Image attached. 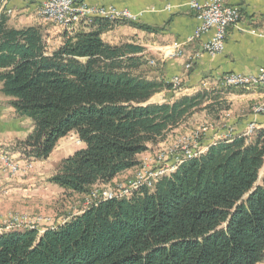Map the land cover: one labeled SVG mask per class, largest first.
Returning <instances> with one entry per match:
<instances>
[{"label": "trees", "instance_id": "obj_1", "mask_svg": "<svg viewBox=\"0 0 264 264\" xmlns=\"http://www.w3.org/2000/svg\"><path fill=\"white\" fill-rule=\"evenodd\" d=\"M119 25L163 30L91 17L77 30H64L62 45L50 50L44 27H15L6 11L0 13V93L18 117L32 122L31 133L6 151L46 161L61 139L75 134L84 147L48 179L63 201L113 186L117 176L141 166L139 155L175 130L200 116L218 124L231 110L229 101L204 87L180 94L183 83L175 90L165 62L139 40L105 41ZM165 92V101H152ZM263 262L264 128L219 140L152 187L102 200L54 229L15 227L0 234V264Z\"/></svg>", "mask_w": 264, "mask_h": 264}, {"label": "crops", "instance_id": "obj_2", "mask_svg": "<svg viewBox=\"0 0 264 264\" xmlns=\"http://www.w3.org/2000/svg\"><path fill=\"white\" fill-rule=\"evenodd\" d=\"M85 1L95 6L128 9L139 15L138 21L141 24L162 28L163 30L158 33H147L119 25L107 32L103 38L111 44L129 38L139 40L149 52L165 62L167 81H172L175 77L181 78L183 88L180 94H193L204 87L214 92L215 95L220 94L230 102L231 110L224 114L221 122L214 124L218 131H210L202 140L205 150L222 139L228 131L234 136L242 135L252 123L255 124L257 130L264 128V114L254 115L252 112L255 105L264 102V90L260 88L231 89L224 93L225 90L222 86V79L226 75L233 73L256 74L259 69L264 68V0H226L227 5L240 8L242 19L238 27L228 29L225 48L216 55H209L203 51V46L214 37V30L200 38L194 37L199 21L196 18V12L188 5L193 0ZM195 1L201 4L209 2V0ZM41 2L42 0H0V13L10 11L12 13L11 22L15 27L34 25L44 27L47 45L50 50H53L62 45L64 30L46 23L39 16ZM250 31L256 33L253 34ZM176 47L181 51V55L174 54ZM167 97L166 92L161 93L152 101L163 102ZM205 118L209 120L207 116ZM222 127H226L227 130H223ZM180 130H175L174 133ZM30 131L31 126L28 119L18 117L7 104V99L0 93V152L6 153L8 147L18 140H24ZM62 148L63 146H58L47 160H50L58 149L62 152ZM12 153L21 158L19 153ZM149 153L150 151L139 155V159H146L149 157ZM43 162H34L36 169L32 177L23 183L19 184V180L6 176L2 178L0 214L8 212L6 211L8 205H13L18 201L41 198V194H44L42 182L45 178L48 180L53 174L52 172L51 175L44 178L45 172L41 169ZM134 172L135 170H130L122 173L117 176L114 182L126 181ZM12 182L18 183L13 186ZM40 186H43V189H40ZM51 186L57 188L54 185ZM57 190L60 192L59 188ZM260 264H264V262Z\"/></svg>", "mask_w": 264, "mask_h": 264}, {"label": "built area", "instance_id": "obj_3", "mask_svg": "<svg viewBox=\"0 0 264 264\" xmlns=\"http://www.w3.org/2000/svg\"><path fill=\"white\" fill-rule=\"evenodd\" d=\"M189 7L196 12V18L199 21L198 27L195 30L194 37L200 38L202 35L214 30V37L211 41L203 46V51L209 55H216L221 53L225 48V41L228 29L231 27H238L242 19V13L239 7H232L227 5L226 0H209L208 3L201 4L195 0L191 1ZM91 13L99 17L100 14L118 15L121 20L138 21L139 15L131 12L128 9H118L113 6L103 7L88 4L85 0H42L39 10V16L49 24L54 25L62 30L73 31L77 30L80 25V14ZM7 14L11 16L9 11ZM255 34V31H250ZM262 36V35H261ZM175 55H181L178 47L174 51ZM182 80L180 77H175L171 84L175 90L180 89ZM222 83L230 84H255L256 87L264 90V68L259 69L256 74H229L222 79ZM256 113H264V104H259L256 108ZM255 126L253 123L249 128V133ZM202 134V132H195ZM199 137L187 135L182 137L169 152L164 154L162 158L155 159L154 166L146 164L144 171H140L134 180V183L126 187H120L117 190L97 191L92 192L86 201V205H94L106 198L117 199V195L122 194V191H129L130 186L136 183H144V186L152 187L156 178L159 177L161 171H168L177 166V162L188 155H197V150L202 149L200 142L197 140ZM34 161L24 160L19 162L9 158L6 153L0 156V174L10 173L16 176L20 173H28L34 166ZM14 221H5L6 228H15L26 226L21 223L19 219ZM38 219L35 226L39 229L38 225L47 223ZM51 222V219H49ZM65 222V221H64ZM63 224V223H62ZM60 225V224H59ZM39 231H44L40 230Z\"/></svg>", "mask_w": 264, "mask_h": 264}, {"label": "rangeland", "instance_id": "obj_4", "mask_svg": "<svg viewBox=\"0 0 264 264\" xmlns=\"http://www.w3.org/2000/svg\"><path fill=\"white\" fill-rule=\"evenodd\" d=\"M85 15H87V16L89 15V16L86 17ZM91 17H97V15L91 16V14H86V13L80 14V22H82L83 20H89V18H91ZM99 17H103V16L99 15ZM120 17L121 16L110 15L109 17L104 16L103 18L109 19L111 21H115V20H121ZM222 86L224 88H228V89H245V88L249 89L252 87L258 88V87H256V85H253V84H249L247 86H242V87H240V86L235 87L233 85H227V84L222 83ZM260 104H264V102H262ZM258 105H255L252 109V112L254 115H260L259 113H256V108H258ZM262 114H264V113H262ZM28 121L30 123L31 131H32V122L30 119H28ZM212 123H213L212 121L206 120V118L203 116L194 118L193 120L190 121V123H188V125H186L184 128H182L179 132L173 133L171 135V137L168 138V141H166V143H162L163 145H158L156 147L155 146L152 147L150 149V153L148 154L149 157H147L144 160H140L141 166L138 169H133V170H135V172L133 175H131V177L129 179H127L126 181L121 180L119 182H116L111 187L103 188L101 186H97V188H94V190L92 192L117 190L120 187H126L127 185L134 183L136 175H138V173L140 171H144V169L146 168V164H149L153 167L155 159L162 158L164 156V154L169 152L170 149L182 137H186L187 135L199 137L197 140L200 142V146H202V149L197 150V155H191V158H188L189 155L184 156L183 159L181 158L177 162V164L179 163L177 165V168L184 161L199 156L200 154H202L206 151L202 145V140L205 138L206 134H208L212 130L218 131L217 127H215L214 123L213 124ZM252 124H250L249 127L247 128V131L242 134L243 136H245L246 134L249 133V128ZM223 130H227V128L225 127V128H223ZM31 131H30V133H31ZM255 131H257V128H256V126H253L252 132L250 134H248L247 137L253 135ZM195 132H202V134H200V133L196 134ZM233 137H234V135H232V133L230 131H228L226 133V135H224L223 138L220 140H228V139H231ZM60 145L63 146L62 152L58 149V151L52 156V158H50V160H46L45 162L37 161V162H43L41 165V169L45 172L44 178L47 177L48 175H51L52 172L54 173L56 168L59 166L60 162L63 159L68 158L69 156L73 155L75 152H77L80 149V147L83 148L81 141L74 134L69 135L68 137L61 139L58 146L60 147ZM7 152H6L7 153L6 155L9 158H11L12 160L24 162L25 159L23 160L22 157L20 158L18 156H14L12 152H9V151H7ZM0 156H3V152H0ZM34 162H36V161H34ZM35 169H36V166L34 165L33 168L30 170V172L20 173L16 176H12L10 173H1L0 174V183H1V180L4 176L9 177V178L14 179V180H19V184L23 183V181H26L28 178L32 177ZM161 172H165V171H161ZM170 173L171 172L166 173L165 175H162V176L156 178L155 182L159 178L166 176ZM262 174H261V176H262ZM45 180H46V178H45ZM45 180L42 182V184L44 185V189H43V186L39 187L40 189H43L42 191L44 193V194H41L42 195L41 198L33 199V200L32 199H26V200L18 201L13 205H8V209L6 210L8 212L0 214V234L14 229V228L5 229L6 228L5 227L6 226L5 221L13 222L14 221L13 219H19V221L21 223L26 225V226H21V227H27L30 229H37V228L31 227V226H35L36 224H38V223H36V221L38 219H43L47 223L38 225L40 230H44L45 228L54 229L59 224L64 223V221H66V219L68 217H72V215H75L80 210L92 206V205H86V201L90 196L87 197L86 199L85 198H75L72 201H63V196H61V194H62L61 190L59 192L57 190V188H53L49 183H47L48 180H46V181ZM15 183H18V182H12V185L15 186L16 185ZM131 186H133V185H131ZM60 196H61V198H59V200H60L59 201L58 197H60ZM121 199H123V198H121ZM112 200H114V198ZM49 219H51V222H49ZM40 232L42 233V231H40Z\"/></svg>", "mask_w": 264, "mask_h": 264}, {"label": "bare ground", "instance_id": "obj_5", "mask_svg": "<svg viewBox=\"0 0 264 264\" xmlns=\"http://www.w3.org/2000/svg\"><path fill=\"white\" fill-rule=\"evenodd\" d=\"M86 14H91V13H86ZM92 15H95V14H91V16ZM101 16H106V17H109L110 15L109 14H100ZM86 17H88L87 15H85ZM118 16V15H117ZM82 18V17H81ZM121 18V17H120ZM87 19V18H86ZM223 84H227V85H233V86H235V87H242V86H247V84H230V83H223ZM249 85V84H248ZM253 85H255V84H253ZM253 88V87H252ZM246 89V88H245ZM251 132H252V130H251ZM248 134H250V133H248ZM248 134H246V135H248ZM7 154V153H6ZM163 156V155H162ZM188 158H191V155H189V157ZM183 159V158H182ZM179 164V163H178ZM177 164V165H178ZM177 167V166H176ZM176 167L174 168V169H170L169 170V172H172V171H174L175 169H176ZM166 173H168V171H165V172H161L160 173V175H159V177L160 176H162V175H165ZM142 187H148V186H144V183H136L135 185H133V186H131L130 187V195L133 193V192H135V191H137V190H139V189H141ZM149 188V187H148ZM127 196H129V191H122V194H119V195H117V199H121V198H125V197H127ZM113 198H106L105 200H112Z\"/></svg>", "mask_w": 264, "mask_h": 264}]
</instances>
